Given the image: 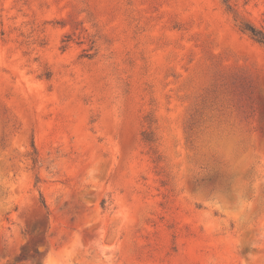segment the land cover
I'll return each instance as SVG.
<instances>
[{"label": "rangeland", "instance_id": "1", "mask_svg": "<svg viewBox=\"0 0 264 264\" xmlns=\"http://www.w3.org/2000/svg\"><path fill=\"white\" fill-rule=\"evenodd\" d=\"M245 24L264 0H0V264H264Z\"/></svg>", "mask_w": 264, "mask_h": 264}, {"label": "trees", "instance_id": "2", "mask_svg": "<svg viewBox=\"0 0 264 264\" xmlns=\"http://www.w3.org/2000/svg\"><path fill=\"white\" fill-rule=\"evenodd\" d=\"M244 32H247L248 34H250V36L255 39L257 42H259L260 44H262L264 46V32L257 29L254 26H251L249 24H245L242 27ZM45 204V203H44Z\"/></svg>", "mask_w": 264, "mask_h": 264}]
</instances>
